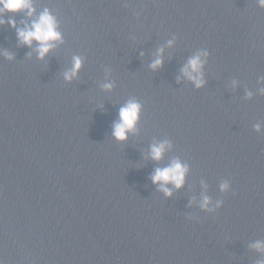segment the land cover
<instances>
[{
  "label": "water",
  "instance_id": "water-1",
  "mask_svg": "<svg viewBox=\"0 0 264 264\" xmlns=\"http://www.w3.org/2000/svg\"><path fill=\"white\" fill-rule=\"evenodd\" d=\"M32 4L33 17L5 12L16 27L0 24V262L264 264L253 246L264 245L257 0ZM45 9L61 39L40 58L16 28ZM197 52L207 53L199 87L181 71ZM74 57L81 67L65 79ZM129 100L138 120L117 140ZM174 159L187 171L165 195L151 176Z\"/></svg>",
  "mask_w": 264,
  "mask_h": 264
},
{
  "label": "clouds",
  "instance_id": "clouds-1",
  "mask_svg": "<svg viewBox=\"0 0 264 264\" xmlns=\"http://www.w3.org/2000/svg\"><path fill=\"white\" fill-rule=\"evenodd\" d=\"M260 7L264 8V0H257ZM25 11L28 17H33L35 9L32 4V0H0V24L7 22L12 27H16V21L9 18L7 21L3 19L5 12H20ZM24 24L22 28H16L17 37L21 43L31 46L33 40L38 42L36 51L38 56L43 58L45 54L54 47L53 42L61 39V34L57 30V21L53 15H51L48 9L41 12L35 19H32L30 23L22 21ZM162 51V49L160 50ZM5 56L8 54L5 52ZM206 52H197L194 56L189 58L187 64L181 69L183 75L189 80L193 81L197 87H199L203 80L201 78V69L204 63L202 57L206 56ZM162 63L159 58L153 61L150 65L152 68H156ZM81 67V60L78 57L73 58V66L70 71L65 73V79H71L75 76L79 68ZM110 87V85H105ZM140 104L134 100H129L125 105L119 109L118 120L113 124V136L117 140L126 139V134L132 131L138 120L140 111ZM259 130V125L255 126ZM168 142H161L153 144L150 148V156L153 160H160L163 153L168 147ZM187 171V166L183 165L178 159H174L171 163L163 168H156L151 176L154 184H159L160 190L165 195H171V189L166 187L171 183L175 188H180L184 183V176ZM227 188V184H221V189ZM208 204V197L203 198L202 207ZM257 249L264 247L261 243L257 242L253 245ZM2 264V262H0Z\"/></svg>",
  "mask_w": 264,
  "mask_h": 264
}]
</instances>
